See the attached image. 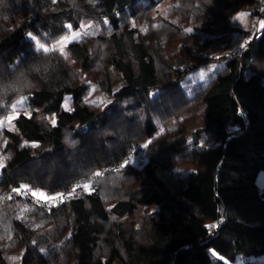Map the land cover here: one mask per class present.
Here are the masks:
<instances>
[{
  "label": "trees",
  "instance_id": "16d2710c",
  "mask_svg": "<svg viewBox=\"0 0 264 264\" xmlns=\"http://www.w3.org/2000/svg\"><path fill=\"white\" fill-rule=\"evenodd\" d=\"M163 1L0 0V121L14 113L12 131L0 126V193L12 189L0 200V243L24 247L22 264H108L114 254L123 264H244L243 256L264 254V28L238 54H200L188 64L163 52L186 35L176 25L155 17L151 31L138 27ZM176 2L171 13L182 24L206 17L226 26L240 8L228 15L231 0ZM81 23L97 34L65 51L82 72H97L109 98L103 107L86 101L89 86L56 47ZM218 63L205 83H189V73ZM110 67L124 81L115 92ZM17 101L23 108L13 111ZM199 102L204 128L188 133L179 116ZM156 121L175 127L158 131ZM205 132L218 150L194 153ZM174 162L193 167L187 179L171 174ZM23 184L63 193V202L44 206L30 191L13 192ZM21 207L31 224L17 220Z\"/></svg>",
  "mask_w": 264,
  "mask_h": 264
},
{
  "label": "rangeland",
  "instance_id": "374dc122",
  "mask_svg": "<svg viewBox=\"0 0 264 264\" xmlns=\"http://www.w3.org/2000/svg\"><path fill=\"white\" fill-rule=\"evenodd\" d=\"M245 0H231L229 11L232 9H235L236 7L240 6L237 10H234L230 15L228 13V19H227V25H221L220 23L216 24H208L206 17H201L198 20L197 24H204L205 29H200L197 27V24H182L177 21V18L171 13V8L176 5V0H164L155 11H153L150 14L151 22L147 23L146 21H141L138 24V27L141 29L142 32L147 33L148 31H151L155 27V23L152 22V20L155 17H162L163 19H167L174 25H176L184 34V35L178 42L173 43L171 45H168L164 47L163 52L166 57L169 58H175L183 57L186 59L188 64H192L198 60V57L200 54H204L207 56L210 55H216V54H222V51L225 47L228 46H240L241 44H244L248 39V32L254 25H260L263 19V12H262V1L261 0H253L252 2L245 3ZM243 3V4H242ZM244 12L246 13V17L244 21H238L235 20L234 17L239 13ZM226 14V13H225ZM190 29V31H189ZM74 32H80L81 35L77 39H73L69 41L67 44L61 45L60 42L64 40L65 37L72 36V33ZM87 32L88 34H85ZM98 29L92 28L90 24L88 23H81L78 26L71 28L69 33L63 37L60 42L56 45L58 50L60 51V47H63L64 53L63 54L68 65L70 68L74 71V73L77 75L79 80L82 83H85L89 86V94L86 97V101L99 105L103 107L108 101L109 98L107 96V93L105 91L104 85L101 83L99 79V75L97 72H82L76 65L74 59L66 53L65 48L66 46L71 42H78L83 39H86L88 37H91L92 35L97 34ZM189 36V37H188ZM37 46L41 44L40 42L36 41ZM46 47V46H45ZM47 48V47H46ZM61 53V51H60ZM221 63L215 64L213 66H201L197 68L196 70L192 71L187 75L188 81L191 84L193 83H205L211 75H213L220 67ZM249 73H247L248 75ZM107 76L110 84V88L113 92L120 89L124 85V81L120 75L119 72H117L113 68H108L107 70ZM70 101L71 98L69 96L65 97V100L63 102V108L64 105L67 104L68 108L70 109ZM18 102V101H17ZM23 108V102H18V104L13 105V111L17 109ZM64 110H66L64 108ZM204 112V106L202 103H197L193 107H191L188 111H185L182 115L179 116V119L183 120L184 122V128L186 132L191 133L194 131H198L204 128V122H203V115ZM27 113V111H26ZM13 112L8 116L13 117ZM7 117V121H8ZM52 117L50 118L51 121ZM7 131H12L14 129V126L12 123H8L5 125ZM156 127L157 130L160 131L163 128L171 129L175 127L174 122H168L166 124L160 123L159 121H156ZM4 142H2L3 145ZM35 145V144H33ZM178 149L182 152H186L188 149L186 148L185 143H181L178 146ZM219 148V145L214 141L213 136H211L209 133H204L201 139L200 144L193 148L192 151L196 153L198 150H206V151H217ZM0 158H3L4 162V156L0 153ZM139 159L140 156L138 157ZM2 168H0L1 170ZM193 169L191 165H183L179 164L177 162H174L171 165L170 172L174 176L181 177L183 180L187 179L188 173ZM80 185V184H79ZM83 185V184H82ZM257 185L259 188L264 190V172L261 171L258 174L257 177ZM73 189V188H72ZM71 189V190H72ZM7 200V199H3ZM17 220H25L27 218V211H25V208L21 207L19 209V212L16 215ZM26 225L31 224V220L27 219ZM36 231L40 232L44 228L41 226H36ZM0 249L1 253L5 259L6 264H22V259L25 253L24 247H19L16 249L6 248L3 246L2 243H0ZM114 257L110 258V262L108 264H123L120 258L117 255H113ZM105 260H107L105 258ZM249 260L254 262L255 264H263L264 263V254L258 256V257H249ZM229 264H241L240 261L237 259Z\"/></svg>",
  "mask_w": 264,
  "mask_h": 264
},
{
  "label": "snow or ice",
  "instance_id": "6c2138e0",
  "mask_svg": "<svg viewBox=\"0 0 264 264\" xmlns=\"http://www.w3.org/2000/svg\"><path fill=\"white\" fill-rule=\"evenodd\" d=\"M246 15H247V14L244 13V12H239V13L234 17V19H235V20H238V21H244ZM68 27H69V29H70V28H71V25H68ZM261 27L264 28V21L261 22ZM189 31H190V29H189ZM85 34H88V33L85 32ZM29 35H31V34H29ZM80 35H81L80 32H74V33H72V36H70V37H65L64 40L60 42V44H61V45H63V44H67L69 41H71V40H73V39H77V38H79ZM245 43H247V41H246ZM38 47H39L40 49H43V51H45V52H48V51H49V49L46 48L43 44H39ZM240 47H244V44H241ZM60 51H61L62 54H65V53H64V49H63V47H60ZM65 55H66V54H65ZM93 103H95V102L93 101ZM64 108H65L66 110H70V109L68 108V105H67V104L64 105ZM12 119H13V117H11V116L8 117V123H9V124L11 123V120H12ZM51 123L53 124V126H55V124H56V119H55V117H52V119H51ZM0 126H4V122H3V121H0ZM67 139H68V137H66V140H67ZM33 146H35V145H33ZM143 147L147 148V147H148V144L143 145ZM130 163H131L130 160L125 161V164H124V165H121V167H124V166H126V165H128V164H130ZM3 167H4L3 158H0V168H3ZM117 171H118V169H117ZM95 175H96V176H99V175H101V173L97 172V173H95ZM78 187H81V185H77L76 187H74V188L71 190V192L68 193V196H69V197L73 196V194L76 192V188H78ZM82 187H83V189L86 190V191L90 189V185L87 184V183L83 184ZM21 190H25L26 192H27V191H30V192H31V196H32L33 198H35L37 202H43L44 206H48L49 202L56 201L57 199H59L61 202H63V199H64V194H63V193H57L55 196H50V195H46L45 192L40 191V190L32 191V190L29 188V186H28L27 184H23V185H21L20 188H15V189H13V192H17V193H19V192H21ZM27 210H28V209L26 208L25 211H27ZM210 227L215 228L216 225H212V226H210Z\"/></svg>",
  "mask_w": 264,
  "mask_h": 264
},
{
  "label": "built area",
  "instance_id": "2783aa9c",
  "mask_svg": "<svg viewBox=\"0 0 264 264\" xmlns=\"http://www.w3.org/2000/svg\"><path fill=\"white\" fill-rule=\"evenodd\" d=\"M257 30H258V25L252 26L251 29L249 30L248 34H247L248 38H252V36L254 35V33ZM240 52H241L240 46H228V47H225L223 49L222 54L223 55H231V54H238ZM3 122H4V125L8 124V121L6 119ZM226 130L231 131V128L226 127ZM132 157H133V153H128L122 163H124L125 161H127L128 159H130ZM135 160H137V163H139V164L141 163V160L138 158V156L135 158ZM11 192H12L11 188H8V189L2 191L0 193V200L8 199L11 195ZM241 260L243 261L244 264H251L250 261L247 259V257L243 256L241 258Z\"/></svg>",
  "mask_w": 264,
  "mask_h": 264
},
{
  "label": "crops",
  "instance_id": "0c3cea01",
  "mask_svg": "<svg viewBox=\"0 0 264 264\" xmlns=\"http://www.w3.org/2000/svg\"><path fill=\"white\" fill-rule=\"evenodd\" d=\"M13 125V124H12ZM14 126V125H13Z\"/></svg>",
  "mask_w": 264,
  "mask_h": 264
}]
</instances>
